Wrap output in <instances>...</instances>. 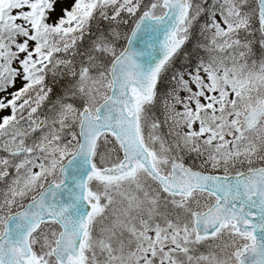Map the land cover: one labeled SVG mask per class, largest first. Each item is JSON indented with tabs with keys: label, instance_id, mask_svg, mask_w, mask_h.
Masks as SVG:
<instances>
[{
	"label": "snow or ice",
	"instance_id": "obj_1",
	"mask_svg": "<svg viewBox=\"0 0 264 264\" xmlns=\"http://www.w3.org/2000/svg\"><path fill=\"white\" fill-rule=\"evenodd\" d=\"M0 264H264V0H0Z\"/></svg>",
	"mask_w": 264,
	"mask_h": 264
}]
</instances>
